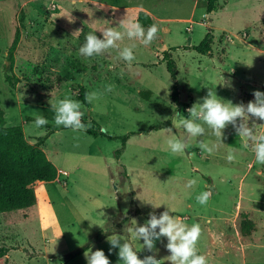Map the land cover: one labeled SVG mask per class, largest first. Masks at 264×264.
<instances>
[{
    "label": "rangeland",
    "instance_id": "rangeland-1",
    "mask_svg": "<svg viewBox=\"0 0 264 264\" xmlns=\"http://www.w3.org/2000/svg\"><path fill=\"white\" fill-rule=\"evenodd\" d=\"M112 1L147 7L169 21L154 22L159 31L148 46L126 36L118 43L121 49L136 44L131 65L119 58L116 48L91 58L79 53L90 32L81 0H0V106L6 126L21 127L26 141L36 144L49 129L37 128L29 119L43 116L47 125L56 126L50 102L66 96L78 100L82 86L99 96L88 107L80 101L84 122L107 128L106 135L113 138L70 128L47 137L41 149L66 175L34 184L37 204L44 195L50 204L51 211L44 205V216L37 205L0 214V248L8 250L0 264H62L60 257L89 244L107 226H120L115 234L130 240L143 259L153 253L124 231L125 226L134 225L132 220L142 225L150 212L159 215L167 207L189 226L201 225L197 248L208 264H264V165L256 163L251 142L239 137L232 125L224 130L222 143L208 129L202 137H187L179 121L172 119L174 113L187 117L186 110L208 88L233 104L252 101L255 90L264 92V0H219L210 14L200 0ZM195 2L198 9L192 11ZM126 15L134 13L118 15L119 21ZM184 19L190 22H180ZM20 25L12 68L18 83L12 89L4 74ZM209 29L214 36L211 55L181 49L198 45ZM77 30L80 33L73 34ZM99 30L95 28L96 35L102 38ZM166 51L176 65L178 105L170 96L173 80L162 61ZM166 123L179 138H187L185 154L168 149L167 128L155 130ZM248 126L257 134L264 131V121L250 117ZM128 133L133 135L122 148L121 138ZM199 140L217 147L211 154L202 153ZM233 150L236 159L229 163L227 155ZM191 179L196 184L186 187ZM208 188L213 194L202 206L196 197ZM244 217L255 226L248 237L240 234ZM166 243L164 237L156 241L157 259L170 254ZM89 248L103 250L111 264H118V248L110 253L107 240ZM83 254L68 264H87Z\"/></svg>",
    "mask_w": 264,
    "mask_h": 264
},
{
    "label": "clouds",
    "instance_id": "clouds-1",
    "mask_svg": "<svg viewBox=\"0 0 264 264\" xmlns=\"http://www.w3.org/2000/svg\"><path fill=\"white\" fill-rule=\"evenodd\" d=\"M118 29H123L120 31ZM102 38L96 35V32H88L85 35V42L79 48V53L91 58L102 55L108 50L119 48L118 42L122 41L125 36L129 40L139 41L142 45L148 46L155 39L159 27L153 23L147 29L138 21L127 17L122 18L118 27H107L99 30ZM77 30L73 34H79ZM136 44L133 43L119 49V58L127 62L129 65L135 60L134 49ZM223 79V84L227 85ZM107 91H112V85L106 86ZM252 95L254 99L247 104L243 102L233 104L231 101H225L217 96L215 88H208L207 94L194 102L186 111L187 117L174 113L172 119L179 121V126L187 133V137H202L206 134V129L210 130V135L222 143L224 130L228 125H232L239 137L245 138L252 144V151L255 155V161L258 164L264 165V132L254 133L253 128L249 127V119L264 121V92L255 90ZM97 92H86L84 100L88 104H92L98 99ZM51 110L54 113V124L57 127L63 126L70 128L73 131H85L90 125L84 122L85 113L81 110L82 104L79 100H73L70 97H65L55 103H51ZM239 121V123H237ZM49 121L43 116H37L34 120V125L37 128L47 125ZM253 124H256L253 122ZM99 131L107 134V128H100ZM168 133L166 144L168 149L173 154H185L189 148L187 138H179L173 133L172 128L165 130ZM217 145L209 143L205 140L198 141V148L202 153L211 154ZM248 147V143L244 144ZM236 159L235 150L230 151L227 155L229 163ZM196 184L195 179L188 181L186 187L191 188ZM210 188L200 193L197 197V203L204 206L207 205L212 196ZM153 208L159 206L153 205ZM149 218L142 224L137 225L136 220L134 225L125 226L124 231L132 233L136 239L143 241V249H146L151 255L144 256L141 259L130 240L122 239V236L113 233L107 237L110 244L109 252L118 248V264H208L207 257L198 253L197 244L200 239L202 228L199 223L188 225L184 220L172 214V210L167 207L162 213L157 215L154 211L150 212ZM161 237L167 239L165 245L170 253L168 256L157 259L159 250L156 248V241ZM94 247V245H93ZM84 257L87 264H111L108 256L101 249L95 251L89 248L84 252Z\"/></svg>",
    "mask_w": 264,
    "mask_h": 264
},
{
    "label": "trees",
    "instance_id": "trees-1",
    "mask_svg": "<svg viewBox=\"0 0 264 264\" xmlns=\"http://www.w3.org/2000/svg\"><path fill=\"white\" fill-rule=\"evenodd\" d=\"M218 1L219 0H200V3L201 7H204L206 12L210 14L215 11ZM136 21L144 26L145 29L152 25L151 17L143 11L138 13ZM21 29L22 25H20L15 31L14 39L7 53V63L9 65L8 67L5 66V81L12 89H14L15 85L18 83V78L12 74V68L14 65V52L21 37ZM213 41L214 36L212 34V30L209 29L203 40L198 45H185L182 46L181 49L193 50L200 55H211ZM174 50L175 48L169 49V51ZM169 51L163 53L162 61L165 63L167 72L173 80L170 96L172 101L178 105L180 102V94L176 81V65ZM85 93V88L80 86L78 100L88 107L89 104L84 100ZM29 121H34V119H29ZM91 124L93 126L86 129L88 135L113 139L111 136L99 131L100 127L93 121H91ZM45 126L49 129V133L46 136L39 138L36 144L31 145L26 141L21 127L6 126L4 111L0 106V214L20 209H28L35 206L36 192L33 188L34 184L50 183L57 179L58 170L47 158L44 151L41 149V146L51 133L61 130L64 127L50 125ZM169 126L170 123H166L161 127H156L155 130L168 128ZM132 135L133 133H128L121 138L122 148H124L126 141ZM120 154L121 150H117L115 152L116 158H119ZM122 174L126 177L125 170H123ZM139 213V210L135 211L136 215ZM122 221L126 223L128 219L123 218ZM118 229H120V226H115L114 228L107 226L106 228L99 230L92 242L77 250L67 253L63 257H60L59 259L61 263L68 264L88 250L92 243L104 240L108 236L115 233ZM254 230V223L244 217L240 223V234L243 237H248ZM7 253L8 250L6 248H0V258L4 257Z\"/></svg>",
    "mask_w": 264,
    "mask_h": 264
},
{
    "label": "crops",
    "instance_id": "crops-1",
    "mask_svg": "<svg viewBox=\"0 0 264 264\" xmlns=\"http://www.w3.org/2000/svg\"><path fill=\"white\" fill-rule=\"evenodd\" d=\"M81 2L84 3V7L82 8V11H83L82 15H83V17H85L87 19V24L85 26L87 27V30L89 29V31H95V28H97V27L100 30H103V29L107 28L108 26L118 27V23H119L118 15H121L122 13L129 12V11L134 13V15H130L129 18H132L134 20L137 19L138 13L140 11H143L151 17L152 24L155 21L156 22H162V21L169 22L166 19L157 18L158 16L156 17V15L153 14L152 10L147 8V7H138V6H132V5L123 6V5H119L118 3H116L115 1H112V0H81ZM197 9H198L197 3L195 2V5H194V8L192 11L197 10ZM177 20L178 19H171L170 22H178ZM189 20L190 19H184V20H180V22H182V21L187 22ZM93 27H95V28H93ZM119 48L121 49L120 46H119ZM119 48H116V49L119 50ZM57 170H58V174L66 175L65 172H62L59 169H57ZM44 198H45V200L39 206L37 204L38 198L36 196V204L35 205L39 206L38 213L40 216H44V211H43L44 205H47L48 210H50V204H49L48 199L46 198L45 195H44ZM106 240H107V238H105L104 240H102L100 242H104Z\"/></svg>",
    "mask_w": 264,
    "mask_h": 264
},
{
    "label": "water",
    "instance_id": "water-1",
    "mask_svg": "<svg viewBox=\"0 0 264 264\" xmlns=\"http://www.w3.org/2000/svg\"><path fill=\"white\" fill-rule=\"evenodd\" d=\"M88 128H91V124L86 129H88Z\"/></svg>",
    "mask_w": 264,
    "mask_h": 264
}]
</instances>
